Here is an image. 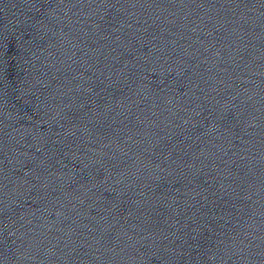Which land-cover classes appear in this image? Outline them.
Segmentation results:
<instances>
[{
	"label": "water",
	"instance_id": "obj_1",
	"mask_svg": "<svg viewBox=\"0 0 264 264\" xmlns=\"http://www.w3.org/2000/svg\"><path fill=\"white\" fill-rule=\"evenodd\" d=\"M0 264H264V0H0Z\"/></svg>",
	"mask_w": 264,
	"mask_h": 264
}]
</instances>
